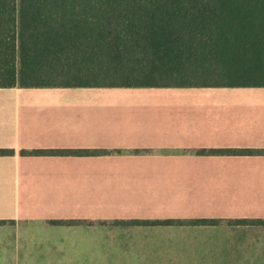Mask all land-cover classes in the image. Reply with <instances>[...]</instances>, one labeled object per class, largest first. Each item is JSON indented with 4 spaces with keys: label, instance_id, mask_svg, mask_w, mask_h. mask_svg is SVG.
Masks as SVG:
<instances>
[{
    "label": "crops",
    "instance_id": "0c3cea01",
    "mask_svg": "<svg viewBox=\"0 0 264 264\" xmlns=\"http://www.w3.org/2000/svg\"><path fill=\"white\" fill-rule=\"evenodd\" d=\"M113 87H0V148L12 150L0 154V264H22L24 252L36 249L37 240L23 228L26 220L75 217L79 214L70 212L95 211L102 203L197 202L215 193V182L218 193L226 194L228 180L245 179L240 171L251 177L253 170L264 172V165L214 160L242 155L191 152L243 145L230 137L245 126L230 123L229 110L238 102L229 94L214 95L205 90L214 87L200 86H115L177 88L118 98L103 90ZM137 103L143 111L157 109L160 113L150 115L157 121L146 127L132 123ZM118 118L131 121L121 127ZM33 149L78 152H22ZM257 194L264 197V188H256ZM252 234L254 249L262 252L255 260L264 264V226ZM249 246L246 238L239 243Z\"/></svg>",
    "mask_w": 264,
    "mask_h": 264
},
{
    "label": "trees",
    "instance_id": "16d2710c",
    "mask_svg": "<svg viewBox=\"0 0 264 264\" xmlns=\"http://www.w3.org/2000/svg\"><path fill=\"white\" fill-rule=\"evenodd\" d=\"M15 85L264 87V0H0V87Z\"/></svg>",
    "mask_w": 264,
    "mask_h": 264
},
{
    "label": "rangeland",
    "instance_id": "374dc122",
    "mask_svg": "<svg viewBox=\"0 0 264 264\" xmlns=\"http://www.w3.org/2000/svg\"><path fill=\"white\" fill-rule=\"evenodd\" d=\"M176 89L103 88L116 92L118 98H125L122 94L132 92L160 93ZM205 90L214 95L227 93L238 102L232 103L235 106L230 108L228 117L230 123L233 121L245 129L230 137L239 138L243 145L229 148L264 150V87H214ZM238 99L245 102L240 103ZM112 102L113 98L105 100L106 104ZM135 106L132 121L130 118H118L121 119V127L125 126V121L137 123L140 127L143 123L146 127L149 122L157 121L155 116H150L160 113L157 109L151 107L143 111L138 103ZM213 113L214 117L218 116L217 112ZM209 149L198 148L191 152L208 154ZM214 158L215 162L235 166L264 165V153ZM251 172L255 177L240 171L246 174L245 179H239L241 182L238 183L233 178L228 180L226 194L218 193L221 190L215 182V193L197 202L102 203L100 208L97 204L95 211L70 212L80 216L26 220L23 228L29 230L32 242L34 238L37 242H33L36 249L24 252L22 264H260L255 256L260 258L262 252L254 249L252 233L264 223H252L251 220L264 219V197L253 195L256 188H264V172ZM94 215H99V218ZM198 218H212L215 222L195 224L194 220ZM131 219L175 221L172 224L124 223ZM240 219L249 222L237 223L236 220ZM242 238H246L252 248H239Z\"/></svg>",
    "mask_w": 264,
    "mask_h": 264
}]
</instances>
